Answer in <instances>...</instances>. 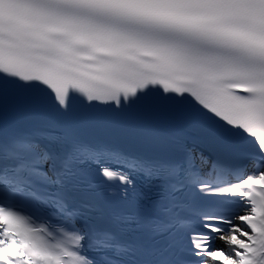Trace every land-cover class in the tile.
Returning a JSON list of instances; mask_svg holds the SVG:
<instances>
[{"label": "snow or ice", "instance_id": "snow-or-ice-1", "mask_svg": "<svg viewBox=\"0 0 264 264\" xmlns=\"http://www.w3.org/2000/svg\"><path fill=\"white\" fill-rule=\"evenodd\" d=\"M95 253L264 264V0H0V264Z\"/></svg>", "mask_w": 264, "mask_h": 264}]
</instances>
